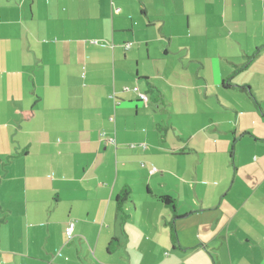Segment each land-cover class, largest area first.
<instances>
[{"label": "crops", "instance_id": "0c3cea01", "mask_svg": "<svg viewBox=\"0 0 264 264\" xmlns=\"http://www.w3.org/2000/svg\"><path fill=\"white\" fill-rule=\"evenodd\" d=\"M0 264H264V0H0Z\"/></svg>", "mask_w": 264, "mask_h": 264}, {"label": "trees", "instance_id": "16d2710c", "mask_svg": "<svg viewBox=\"0 0 264 264\" xmlns=\"http://www.w3.org/2000/svg\"><path fill=\"white\" fill-rule=\"evenodd\" d=\"M229 84L230 79L226 80L225 83ZM246 88V87H243ZM30 114V115H29ZM25 115L32 116V111H26ZM25 117V119H29V117ZM236 140V139H235ZM231 157H234V146L231 150ZM132 199V189L130 187H125L121 192L117 195V210L119 212V216L121 217L122 221H125L127 219V214L124 211V204L127 201H131ZM160 201L165 203L166 205L175 208L177 206L176 199L171 195H162L159 197ZM174 229V227H173ZM117 243V239L112 240V245Z\"/></svg>", "mask_w": 264, "mask_h": 264}, {"label": "built area", "instance_id": "2783aa9c", "mask_svg": "<svg viewBox=\"0 0 264 264\" xmlns=\"http://www.w3.org/2000/svg\"><path fill=\"white\" fill-rule=\"evenodd\" d=\"M131 43H127L126 44V48L131 47ZM133 90H135L136 92H138L139 96L141 97L142 100L144 101H148L149 97L146 93L139 91V88L137 86H135L133 88ZM132 146H135L134 144H132ZM155 169V168H154ZM153 169V170H154ZM74 228H75V223L73 221H70L68 223V225L65 228V233H66V237H67V241H71L74 238Z\"/></svg>", "mask_w": 264, "mask_h": 264}, {"label": "rangeland", "instance_id": "374dc122", "mask_svg": "<svg viewBox=\"0 0 264 264\" xmlns=\"http://www.w3.org/2000/svg\"><path fill=\"white\" fill-rule=\"evenodd\" d=\"M255 24H256V23H255ZM255 24H254V25H255ZM254 25L252 24V25H251V28H252ZM261 62H262V61H260V63H261ZM257 64H259V62H258ZM261 64H262V63H261Z\"/></svg>", "mask_w": 264, "mask_h": 264}]
</instances>
